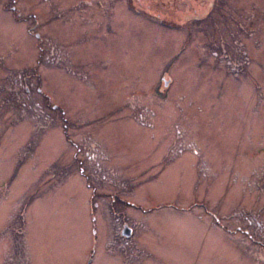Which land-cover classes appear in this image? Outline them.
<instances>
[{"label":"rangeland","instance_id":"1","mask_svg":"<svg viewBox=\"0 0 264 264\" xmlns=\"http://www.w3.org/2000/svg\"><path fill=\"white\" fill-rule=\"evenodd\" d=\"M0 264H264V0H0Z\"/></svg>","mask_w":264,"mask_h":264},{"label":"flooded vegetation","instance_id":"2","mask_svg":"<svg viewBox=\"0 0 264 264\" xmlns=\"http://www.w3.org/2000/svg\"><path fill=\"white\" fill-rule=\"evenodd\" d=\"M125 225V224H124Z\"/></svg>","mask_w":264,"mask_h":264}]
</instances>
